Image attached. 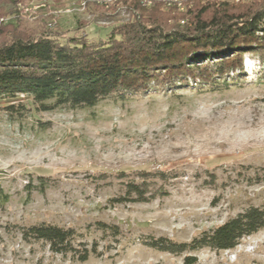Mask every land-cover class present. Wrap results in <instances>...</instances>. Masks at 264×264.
I'll use <instances>...</instances> for the list:
<instances>
[{"label":"rangeland","instance_id":"rangeland-1","mask_svg":"<svg viewBox=\"0 0 264 264\" xmlns=\"http://www.w3.org/2000/svg\"><path fill=\"white\" fill-rule=\"evenodd\" d=\"M192 1L20 0L15 6L28 32L42 25L60 42H97L139 12H182ZM5 22L13 16L0 19ZM243 66L244 79L228 85L159 89L92 106L40 110L23 94L0 98V264H184L185 253L154 251L141 240L187 242L248 207L264 208V72L250 54ZM140 172L154 175L147 184L156 195L112 204ZM96 222L116 225L121 234L103 235ZM37 223L73 228L101 253L79 262L43 242L24 241L21 228ZM190 255L194 264H264V229L233 249Z\"/></svg>","mask_w":264,"mask_h":264},{"label":"trees","instance_id":"trees-1","mask_svg":"<svg viewBox=\"0 0 264 264\" xmlns=\"http://www.w3.org/2000/svg\"><path fill=\"white\" fill-rule=\"evenodd\" d=\"M19 1L0 0V19L13 16V22L0 24L1 99L23 94L40 110H48L193 84L228 85L244 79L245 54L255 56L264 72V0H193L184 11L172 14L154 7L97 42L85 37L60 42L42 25L28 32L21 26L24 13L15 6ZM39 11L32 13L41 15ZM13 109L12 104L6 107L8 112ZM164 175L157 173L160 180L166 179ZM136 177L124 182L122 192L110 199L112 204L147 202L156 195L158 190L150 192L147 184L154 175L140 172ZM95 229L111 237L121 234L118 226L104 222H96ZM261 229L264 208L251 206L187 242L159 236L141 243L158 252L185 253L183 263L194 264L191 253L233 249ZM20 233L26 242H43L51 252L69 254L79 262L101 253L95 241L88 245L70 227L37 223L22 227Z\"/></svg>","mask_w":264,"mask_h":264}]
</instances>
